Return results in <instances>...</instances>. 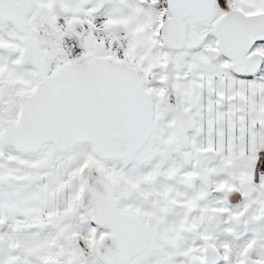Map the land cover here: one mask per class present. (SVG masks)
Segmentation results:
<instances>
[{
    "label": "snow or ice",
    "instance_id": "1",
    "mask_svg": "<svg viewBox=\"0 0 264 264\" xmlns=\"http://www.w3.org/2000/svg\"><path fill=\"white\" fill-rule=\"evenodd\" d=\"M0 264H264V0H0Z\"/></svg>",
    "mask_w": 264,
    "mask_h": 264
}]
</instances>
